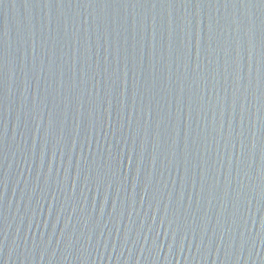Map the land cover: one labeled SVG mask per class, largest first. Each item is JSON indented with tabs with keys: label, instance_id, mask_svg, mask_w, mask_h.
Returning <instances> with one entry per match:
<instances>
[{
	"label": "water",
	"instance_id": "1",
	"mask_svg": "<svg viewBox=\"0 0 264 264\" xmlns=\"http://www.w3.org/2000/svg\"><path fill=\"white\" fill-rule=\"evenodd\" d=\"M0 264H264V0H0Z\"/></svg>",
	"mask_w": 264,
	"mask_h": 264
}]
</instances>
